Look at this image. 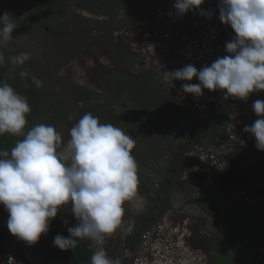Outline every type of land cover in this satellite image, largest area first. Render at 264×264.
Here are the masks:
<instances>
[{
  "label": "rangeland",
  "instance_id": "374dc122",
  "mask_svg": "<svg viewBox=\"0 0 264 264\" xmlns=\"http://www.w3.org/2000/svg\"><path fill=\"white\" fill-rule=\"evenodd\" d=\"M152 2L159 4L152 9L149 8ZM162 2L165 0H65L64 5L68 13L64 12L62 15L59 9L44 8L41 0H0V16L8 13L17 25L12 33L13 38L0 44V51L5 57L4 63L11 62L10 57L28 53L29 59L22 66H17L42 82L39 87L45 96L43 106L47 109L50 104H55L56 110L45 114L51 119L48 120L47 125L53 126L62 137L61 147L58 150H64L70 139V129L78 122V116L82 110H88L87 113L90 112L93 116L103 119L107 118V113H113L120 120V129L135 140L131 154L138 165V181L145 190L137 189V195L124 203L123 224L117 229L116 236L111 235L113 240L106 250L109 258L118 259L120 264H135V259L140 256L139 253L146 255L144 245L140 248L139 245L131 248L129 242L136 236L139 218L145 214L152 218L154 212L151 213L150 207L153 201L159 200L161 191L166 194L169 191L171 195L168 198L166 195L162 197L158 209H168L171 213L169 212L164 222L161 219L155 220L149 229L155 232L158 230L155 226L163 222L166 226L165 230H173L175 233L170 239L174 241L169 247L170 250L167 253L159 250L160 256L165 254L161 258L169 257L174 252L170 257V264L187 262L188 253H177L179 241L175 240L183 239L186 242L187 237L194 235L192 247L201 249L207 256L209 254L206 250L217 253L221 249L218 244H224L227 246V253L224 255L222 251L218 253L232 258L230 264H264V259L259 260L260 255L256 251L258 247L256 245L250 252L241 253L234 246L231 247L225 237L220 239L221 242L215 240L216 243L208 239L213 234L221 236L224 229H222L223 224L220 223L227 209L232 208L249 214L256 221L264 224V152L258 151L255 147V138L243 131L245 126H251L258 119L252 106L257 100L264 101V91H258L255 94L253 92L247 100H241L233 97L226 99L225 92L216 90L221 94L223 102L234 104L229 114L237 121L233 122L228 117H220L219 121L221 125L224 124V130L220 131L214 127L209 131L208 139L193 141L197 143L194 149L203 147L209 151L215 150L214 147L219 144L218 141L213 142L211 133L213 136H227L225 139L233 141L228 143L231 148L229 152L216 149L222 152L220 155L222 166L221 168L214 166V171H208L209 174L202 173L203 170L198 167H205L198 157L199 154L197 156V154L184 153L181 160L177 161V154L180 153L182 144L190 138L191 124L201 118H210L193 104V95L182 90L183 84L190 82L193 84V81H166L168 91L172 96L178 95V100L187 109L184 122L173 128H169L170 106L160 104L152 108L142 107L143 110H140L137 105L141 106L142 102H139L138 98H133V102L129 95H126L128 98H121L107 91L113 77L120 80L123 74L134 76L150 72L154 80L162 82L163 78L165 81L164 68L154 60L151 66H147L150 68L137 66L135 61H130L132 56L137 62L147 61L149 57L148 54L136 48V43L141 38L161 37L167 33L197 37L199 21L219 17V14L213 13L215 10H210L213 1L204 0L197 10L183 15L172 10L175 13L171 12L173 13L171 16L164 19L165 16L160 20V17L156 18L160 14H156L157 11L154 10L162 9ZM166 2L174 3L173 0H166ZM84 5L99 11L105 10V12L93 13L84 9L82 7ZM141 14H144L148 21L145 18L144 23L138 20ZM219 23L225 26L221 41L227 38L233 39L235 33L231 26L221 21ZM115 49L118 54L113 59L110 54ZM78 89L85 90L84 97L76 98ZM148 103L152 105V102L148 101ZM90 109L95 112H91ZM134 110L138 112L135 117L130 114ZM54 117L59 121H55ZM237 130L244 134V137L241 136L240 143L231 137V132ZM236 144H241L237 146L240 149L231 157L237 155L239 163L231 167V157L228 153L236 150ZM206 175L213 177L209 188L204 186L209 177L206 178ZM248 195L251 197L250 201L247 199ZM220 205L224 207L215 210ZM2 209L4 206L0 205V217L8 219V212ZM216 211H218L217 214ZM58 215L63 219V223L60 224L63 231L77 224L70 204L62 207ZM65 220L67 224L64 223ZM204 222L207 227L203 226ZM130 224L129 231L127 229ZM175 224L179 227L175 228ZM87 241L93 254L96 246L93 242ZM263 242L264 237H262ZM150 244L149 240L145 245ZM12 248L14 255L17 254L23 260L27 261L28 255L35 261L40 257L45 259L34 244L20 248L15 246L11 239L0 237V257L3 260L11 253ZM194 254L204 255L203 253ZM43 258H40L41 262L43 260L41 264L57 263L54 259L44 260ZM210 258L209 256V260ZM190 264L195 263L191 261Z\"/></svg>",
  "mask_w": 264,
  "mask_h": 264
},
{
  "label": "clouds",
  "instance_id": "9594fccd",
  "mask_svg": "<svg viewBox=\"0 0 264 264\" xmlns=\"http://www.w3.org/2000/svg\"><path fill=\"white\" fill-rule=\"evenodd\" d=\"M203 3L204 0H175L174 7L178 14L183 15L199 9ZM218 8L219 20L230 25L235 33L225 45L228 55L217 58L210 66L205 65L200 70L190 64L171 72L167 71L168 68L164 70L166 78L171 81L198 79L193 84H183L182 90L193 95V104L206 117H228L236 122L237 119L231 118L229 114L234 104L223 102L218 91L225 92L226 99L233 97L241 100H247L253 92L264 91V0H220ZM170 12L175 13L172 10ZM219 27L224 30L222 24ZM16 28L8 13L0 16V44L11 40ZM144 39L148 38L140 40ZM157 49L158 53L165 54L162 47ZM149 53L152 54L151 51ZM9 59L13 65L22 66L29 55L21 53ZM170 60L171 57L166 56L163 63L169 65ZM4 62V54L0 51V64ZM157 63L161 66L160 59ZM19 75L26 78L28 73L21 71ZM32 81L37 87L41 86L42 82L35 76ZM166 81L162 78V82L168 86ZM252 107L258 119L251 126H245L243 131L252 135L256 149L264 152V101L257 100ZM30 112L31 107L25 96L8 83L0 84V135L7 133L23 137L10 152L0 150V205L9 214V232L28 245H33L42 234L47 233L60 209L70 204L77 224L68 228V237L58 234L54 238V246L61 250L74 249L79 241L89 240L96 246L90 264H120L118 259L109 258L106 250L113 240L111 235L117 234V229L123 224L124 203L137 195L138 165L131 154L135 140L122 129L111 123H100L98 117L86 113L70 129V139L64 150L60 151L62 137L53 126L37 124L25 132ZM241 136L244 137V134L238 130L231 132L232 139L239 143L242 141ZM226 137L218 140L219 144L213 151L201 147L189 153L199 154V159L205 164L203 168L198 166L203 170L202 173L209 174L214 171V166L221 168L222 152L216 149L229 152L231 148L228 143L233 141ZM229 155L231 157L232 152ZM207 179L204 186L209 188L213 177ZM247 199L250 201L251 197L248 195ZM169 212L161 221L167 219ZM163 222L155 226L158 229L155 232L148 230L144 233V241L141 239L139 248L144 245L146 255L139 253L135 264L171 263L170 257L174 252L165 258H161L165 254H159L160 249L166 253L170 250L174 242L170 239L175 235L173 230H165ZM64 223L67 224V221ZM175 226L179 227L177 224ZM127 230H131V224ZM193 237H187L186 242L183 239L175 240L179 241V247L183 249L178 247L176 252L188 253L189 260L172 264H190L191 261L195 264H211L209 256L201 249L192 247ZM149 240L151 244L145 245ZM262 244L264 242L256 250L260 261L264 259V251L259 249ZM12 250L4 258L8 264L43 263L40 259L43 257L35 261L28 255L26 261L14 255ZM191 251L204 255L197 256ZM1 261L2 257L0 264Z\"/></svg>",
  "mask_w": 264,
  "mask_h": 264
},
{
  "label": "trees",
  "instance_id": "16d2710c",
  "mask_svg": "<svg viewBox=\"0 0 264 264\" xmlns=\"http://www.w3.org/2000/svg\"><path fill=\"white\" fill-rule=\"evenodd\" d=\"M175 3V0H173ZM213 5L210 8V10L213 11L214 14H219V2L220 0H212ZM42 6L48 10L52 9H59L62 11V15L64 12L68 13V10L66 6L64 5L65 0H41ZM174 3L170 4L165 2H162V9L165 12H170L171 10H175ZM159 3H150L149 8H152L156 6ZM84 9H87L89 11H92L93 13H104L105 10L99 11L97 9L88 8L87 6H82ZM154 11H158L154 10ZM145 14V13H144ZM144 14H141L139 16L140 18L138 20L142 21L144 23ZM146 19V18H145ZM117 49L114 50V52H111V56L113 59H115L117 55ZM125 54V53H124ZM128 54V53H126ZM125 56V55H124ZM129 56V54H128ZM126 57V56H125ZM131 58V57H130ZM131 62L135 61V65L139 64V62L136 61V58L132 56ZM127 62V61H126ZM21 71H25L20 66L13 65L11 62L4 63L0 66V84L2 83H8L10 84L18 93L25 96L28 100V103L31 107V112L27 115V125L25 127V132L30 130L33 126L37 124H45L47 125L48 120L51 119L45 114L49 113L50 111L56 110L55 104H50V107L46 109L44 103V94L40 87H37L33 81L32 76L28 74L26 78H21L19 73ZM113 77L112 82L110 86L107 89L108 92L116 94L117 96H120L121 98L127 97L126 95H129L131 97V100L133 98H138L141 106L137 105V108L140 110H143L142 107L146 108H152L160 104H166L170 106V115L171 117L168 119L170 120L169 128L177 127L181 125L184 122V119H186L187 115V109L182 105V103L175 98V96H172V94L168 91L167 86L161 82L156 81L153 78V74L150 72H146L145 74L140 75H134V76H128L123 74L122 79H116ZM76 98L79 96H85V90H77L76 91ZM128 98V97H127ZM147 98V99H146ZM172 99V100H171ZM137 100V101H138ZM147 101V102H146ZM149 102H152V105H150ZM134 102V99H133ZM136 103V101H135ZM138 103V102H137ZM181 103V104H180ZM41 105V107H40ZM95 109V108H94ZM92 112H95V110H91ZM148 111V110H145ZM173 111V113H172ZM88 110H82V112L78 116V121L84 114H86ZM90 113V112H89ZM137 110H134L130 114L135 117L137 114ZM101 115V114H100ZM56 116V115H55ZM102 116V115H101ZM105 116V115H104ZM106 119H103L101 117L99 118L100 123H111L112 125L120 128V120L116 118L113 113H107ZM55 121L56 117H54ZM142 120V118H141ZM220 117L212 116L208 120L199 119L196 120V122H193L191 124V135L190 138L186 143H183L180 148V153L177 154V161L181 160L182 155L184 153H191L194 149V146H197V143H194L193 141H203L209 138L208 133L211 131L212 128L216 127L220 131L222 129L224 130V127L220 123ZM53 121V120H52ZM64 121V120H61ZM54 122V121H53ZM59 125V123L57 124ZM220 126V127H219ZM224 132V131H223ZM224 136H213L211 133V139L214 143H216L219 139L223 138ZM23 137L21 136H13L10 134H4L0 135V150H10L15 146L16 142ZM202 144V143H199ZM137 189L139 191H144V186L138 181V187ZM166 193H162V191L159 193V200H154L152 207H150L151 213L154 212V216L150 218L148 214H145L141 216L137 222V230L133 237V240H131L130 247H138V245L141 242V238L146 233L151 226L153 225V222L158 219H162L165 214L167 213L168 209H162L159 210L160 203L162 200V197L165 195L167 198L171 195L169 191ZM220 207H224L222 205L217 206L215 210H218ZM5 210L6 209H2ZM218 211H216V214ZM7 220L6 218L0 217V237L11 239V242L15 244V246H19L20 248L25 247L28 245L26 242L18 239L14 235H12L7 227ZM63 223V219L60 217V215L57 214V216L51 221L49 230L46 234H42L39 241H37L34 244V247L39 250L41 256H44L46 259H54V261H57L56 264H90V257L92 255V251L89 249V244L87 240L79 241L77 246L74 249H68V250H61L58 247L54 246V238L60 234L65 237H68L70 234L67 231L62 233V230L60 228V224ZM224 230L221 233V236L219 234H213L209 239V241H219L221 242V238L225 237L228 239L229 245L234 248L237 251H240L241 253H248L252 250L253 246L262 243V237H264V224H261L260 222L256 221L253 217H251L249 214L240 212L236 209H227V212L225 213V216L222 217V223ZM207 227V224L204 222L203 226ZM261 238V239H260ZM216 243V242H215ZM221 248L219 251H222L223 255L227 253L226 247L224 244H218ZM209 254L210 263L211 264H230L232 263V258L223 256L222 254H219L216 252H209L206 250ZM114 255L112 254V258ZM221 262V263H220Z\"/></svg>",
  "mask_w": 264,
  "mask_h": 264
},
{
  "label": "built area",
  "instance_id": "2783aa9c",
  "mask_svg": "<svg viewBox=\"0 0 264 264\" xmlns=\"http://www.w3.org/2000/svg\"><path fill=\"white\" fill-rule=\"evenodd\" d=\"M156 18L171 16L173 13L158 11ZM154 22V21H152ZM219 17L214 19L206 18L197 23V29H199L197 37L189 35H178L175 34H164L161 37H151L144 40H138L136 48L141 52H145L149 57L147 61L141 60L139 65L145 68H150L152 61L155 62L160 59L161 66L168 72L182 69L186 65H193L200 70L203 66H210L217 58H221L228 55L225 51V45L232 39L227 38L225 41H221L222 35L225 33L224 30L220 29ZM225 28V26H224ZM163 38V41L162 39ZM161 39V40H160ZM141 41V42H140ZM158 47L164 49L165 54L158 53ZM151 49V50H148ZM148 51V53H147ZM152 52L150 54L149 52ZM171 57L170 64L163 63L164 57ZM166 80H170L165 77ZM192 81H198L197 78H193ZM211 186V185H210ZM224 213V212H223ZM222 213V214H223ZM260 251H264V244L260 245ZM1 264H8L6 261H1Z\"/></svg>",
  "mask_w": 264,
  "mask_h": 264
},
{
  "label": "flooded vegetation",
  "instance_id": "af4514ba",
  "mask_svg": "<svg viewBox=\"0 0 264 264\" xmlns=\"http://www.w3.org/2000/svg\"><path fill=\"white\" fill-rule=\"evenodd\" d=\"M136 41H137V39H136ZM179 98V96L178 95H176V99H178ZM239 145H241V144H239ZM238 144H236L235 145V147H237V146H239ZM240 149V147H237L236 148V150H234L232 153V155H234V154H237V151ZM241 152H239V154H240ZM238 154V155H239ZM231 155V156H232ZM237 157V155H235V157L233 156V157H231V159H230V163H231V167H234L235 165H237L238 163H239V160H238V157ZM236 158V159H235ZM237 161V162H236ZM130 245V244H129Z\"/></svg>",
  "mask_w": 264,
  "mask_h": 264
}]
</instances>
